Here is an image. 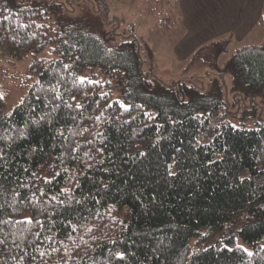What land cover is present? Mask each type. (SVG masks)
<instances>
[{"label":"trees","instance_id":"1","mask_svg":"<svg viewBox=\"0 0 264 264\" xmlns=\"http://www.w3.org/2000/svg\"><path fill=\"white\" fill-rule=\"evenodd\" d=\"M116 21L106 0H0V56L33 57L19 103L0 93V264H264V43L217 69L249 99L233 112L218 77L145 72L149 43L118 40ZM244 211L249 249L202 247Z\"/></svg>","mask_w":264,"mask_h":264},{"label":"rangeland","instance_id":"2","mask_svg":"<svg viewBox=\"0 0 264 264\" xmlns=\"http://www.w3.org/2000/svg\"><path fill=\"white\" fill-rule=\"evenodd\" d=\"M109 4V12L112 17H116V26L118 32L117 39H133L140 45L143 42H148L152 49V54L142 50L143 68L145 72L152 74L156 79L170 84L176 80H193L201 86L204 85L206 90L211 88V80L218 77V68H223L225 63L230 58L231 54L237 48L245 43H250L249 39L244 43L238 42V39L229 38L225 44L226 51L217 53V47L209 45L200 50L197 57H192L189 60H181V57H176L174 50L177 45L178 31L177 19L178 14H175V7L167 0H106ZM175 15V16H174ZM263 28V27H262ZM163 30H165L163 32ZM264 34V28L262 29ZM263 41L257 44L264 43ZM219 41V40H218ZM216 42V41H215ZM223 48V47H221ZM54 55L49 49L43 50L38 54V58H51ZM33 57L27 56L23 60H13L12 58L0 56V93L7 95L9 110L13 105L19 103L20 97L29 88L31 80H28V75L31 74L29 66L32 64ZM222 72V71H221ZM220 83L226 100H229L233 112L246 110L249 105V99L238 100L237 103L233 99L231 92V75L222 74ZM80 77H88L86 73ZM106 81L105 77H101ZM114 99H121L115 86H111ZM256 100H261V107L258 109L257 116L264 118V95L258 96ZM250 108V107H249ZM234 124L243 123L242 120L234 121ZM254 119L250 118L247 121V126L253 125ZM246 223V212H242L231 220L225 222L218 230H216L202 247L216 243L217 241L230 238L234 235L235 243L245 249H249L238 234L241 228ZM264 244V240L262 241ZM192 253L197 250L195 240L191 242Z\"/></svg>","mask_w":264,"mask_h":264},{"label":"crops","instance_id":"3","mask_svg":"<svg viewBox=\"0 0 264 264\" xmlns=\"http://www.w3.org/2000/svg\"><path fill=\"white\" fill-rule=\"evenodd\" d=\"M177 22L176 57L189 60L203 45L229 37L257 44L264 34L260 20L264 0H172ZM241 47V46H240Z\"/></svg>","mask_w":264,"mask_h":264},{"label":"snow or ice","instance_id":"4","mask_svg":"<svg viewBox=\"0 0 264 264\" xmlns=\"http://www.w3.org/2000/svg\"><path fill=\"white\" fill-rule=\"evenodd\" d=\"M78 79H79V82H80L81 84L85 83V81L87 80L86 77H79ZM88 83H92V81H88ZM55 98H56V99H61V97H60L59 95H57ZM73 99H75V98L73 97ZM77 107L79 108V107H81V105H77ZM120 107L124 108V109L127 111V110H129V107H130V106H128V105H124V104H120ZM101 151H102V150H101ZM142 155H143V154H142ZM169 167H171V166H169ZM45 182L48 183V182H50V181L45 180ZM41 195H44V193L41 192ZM33 222H34V220H33L32 217H28V218L26 219V221H25V223H27V224H32ZM244 251L247 252V250H244ZM41 255H43V254H41ZM247 255L251 256V255H253V254H252L251 252H247ZM119 258H120V259H123V256L121 255Z\"/></svg>","mask_w":264,"mask_h":264}]
</instances>
